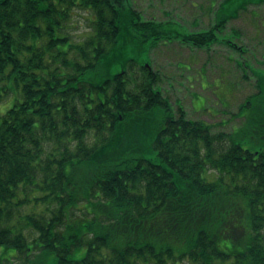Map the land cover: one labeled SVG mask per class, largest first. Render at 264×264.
Listing matches in <instances>:
<instances>
[{
    "label": "trees",
    "instance_id": "16d2710c",
    "mask_svg": "<svg viewBox=\"0 0 264 264\" xmlns=\"http://www.w3.org/2000/svg\"><path fill=\"white\" fill-rule=\"evenodd\" d=\"M237 15L187 31L130 0H0V264H264L263 90L241 134L214 132L145 66L160 43L210 49ZM156 109L138 153L121 123Z\"/></svg>",
    "mask_w": 264,
    "mask_h": 264
},
{
    "label": "rangeland",
    "instance_id": "374dc122",
    "mask_svg": "<svg viewBox=\"0 0 264 264\" xmlns=\"http://www.w3.org/2000/svg\"><path fill=\"white\" fill-rule=\"evenodd\" d=\"M130 2L144 19H173L187 31L207 30L213 26L214 17L216 21H221L238 13L237 18L230 20L224 29L221 28L223 32L218 33L219 42L210 49L201 50L176 41L160 43L151 51L149 65L160 73L161 88L172 105L180 102L188 117L211 125L214 132L235 131L241 134L238 127L244 124V118L240 117L249 115L251 111L240 105L258 90H263V93L253 104L252 114L264 113V0ZM75 20L69 30L71 35L80 36L88 25L83 19ZM258 81L261 86H258ZM162 125L163 113L156 109L149 116L139 115L132 122L126 120L120 127L124 133L131 134L132 144H139L138 153H145L149 148L150 135ZM245 135L251 136L249 132ZM243 146L250 148L247 142ZM262 148L258 146L252 150ZM24 233L31 241L33 232L25 228ZM85 249L80 250L84 253ZM12 252V249H8L7 255ZM80 255L73 258L79 259ZM53 258L49 252L43 256L46 263H51ZM12 264L20 263L13 260Z\"/></svg>",
    "mask_w": 264,
    "mask_h": 264
}]
</instances>
